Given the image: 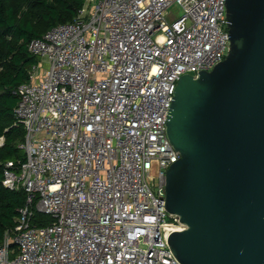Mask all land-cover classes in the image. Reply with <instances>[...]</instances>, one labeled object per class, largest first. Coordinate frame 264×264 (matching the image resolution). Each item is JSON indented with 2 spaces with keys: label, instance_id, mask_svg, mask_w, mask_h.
<instances>
[{
  "label": "built area",
  "instance_id": "1",
  "mask_svg": "<svg viewBox=\"0 0 264 264\" xmlns=\"http://www.w3.org/2000/svg\"><path fill=\"white\" fill-rule=\"evenodd\" d=\"M225 1L85 0L29 42L38 62L13 92L25 160L16 172L7 162L2 179L27 201L0 264H180L168 239L182 226L164 192L179 154L165 123L179 79L229 51ZM172 6L182 16L167 21ZM35 199L50 224L30 223Z\"/></svg>",
  "mask_w": 264,
  "mask_h": 264
},
{
  "label": "water",
  "instance_id": "2",
  "mask_svg": "<svg viewBox=\"0 0 264 264\" xmlns=\"http://www.w3.org/2000/svg\"><path fill=\"white\" fill-rule=\"evenodd\" d=\"M225 9V59L179 79L165 123L179 154L164 192L180 264H264V0Z\"/></svg>",
  "mask_w": 264,
  "mask_h": 264
},
{
  "label": "trees",
  "instance_id": "3",
  "mask_svg": "<svg viewBox=\"0 0 264 264\" xmlns=\"http://www.w3.org/2000/svg\"><path fill=\"white\" fill-rule=\"evenodd\" d=\"M85 0H0V242L5 231L13 228L20 210L26 206L27 195L23 190L11 191L3 187V169L12 163L16 172L25 160L18 148L25 131L14 116L18 97L13 92L28 80V72L38 60L27 52V45L41 38L54 26L71 22L82 9ZM36 199L29 210L30 223L44 226L52 222L50 217L39 213Z\"/></svg>",
  "mask_w": 264,
  "mask_h": 264
},
{
  "label": "rangeland",
  "instance_id": "4",
  "mask_svg": "<svg viewBox=\"0 0 264 264\" xmlns=\"http://www.w3.org/2000/svg\"><path fill=\"white\" fill-rule=\"evenodd\" d=\"M92 6H93V4L91 3L89 10ZM167 14H168L167 21H171L173 19H177V18L181 17L182 11L180 10L179 7L172 6L167 10ZM148 186L152 192H155V190L157 189V180L155 179L153 182H148Z\"/></svg>",
  "mask_w": 264,
  "mask_h": 264
},
{
  "label": "bare ground",
  "instance_id": "5",
  "mask_svg": "<svg viewBox=\"0 0 264 264\" xmlns=\"http://www.w3.org/2000/svg\"><path fill=\"white\" fill-rule=\"evenodd\" d=\"M203 72V71H202ZM206 72V71H205ZM178 153V152H177ZM40 213V212H39Z\"/></svg>",
  "mask_w": 264,
  "mask_h": 264
}]
</instances>
